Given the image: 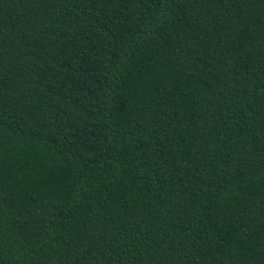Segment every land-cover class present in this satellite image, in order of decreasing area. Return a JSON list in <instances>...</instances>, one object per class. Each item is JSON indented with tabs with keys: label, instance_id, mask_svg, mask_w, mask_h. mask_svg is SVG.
Segmentation results:
<instances>
[{
	"label": "trees",
	"instance_id": "trees-1",
	"mask_svg": "<svg viewBox=\"0 0 264 264\" xmlns=\"http://www.w3.org/2000/svg\"><path fill=\"white\" fill-rule=\"evenodd\" d=\"M0 264H264V0H0Z\"/></svg>",
	"mask_w": 264,
	"mask_h": 264
}]
</instances>
